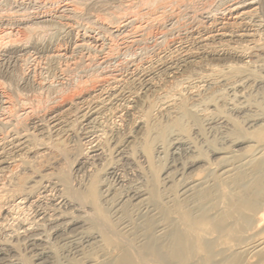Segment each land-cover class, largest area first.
I'll list each match as a JSON object with an SVG mask.
<instances>
[{"label": "bare ground", "instance_id": "obj_1", "mask_svg": "<svg viewBox=\"0 0 264 264\" xmlns=\"http://www.w3.org/2000/svg\"><path fill=\"white\" fill-rule=\"evenodd\" d=\"M14 6L0 14L3 264H60L52 236L68 264H264V0H0ZM145 40L167 43L137 62ZM131 53L84 72L92 54ZM41 91L57 95L48 110ZM120 169L141 184L111 192ZM48 187L69 212L34 208Z\"/></svg>", "mask_w": 264, "mask_h": 264}, {"label": "rangeland", "instance_id": "obj_2", "mask_svg": "<svg viewBox=\"0 0 264 264\" xmlns=\"http://www.w3.org/2000/svg\"><path fill=\"white\" fill-rule=\"evenodd\" d=\"M35 7H36V8H35ZM97 7H98V8H97ZM99 7H100V8L103 7V11H104V10H105V11L103 12L102 9H101L100 12H99V9H100ZM104 7H107V8L104 9ZM108 7H109V5L107 6V5L101 4V6H96V7L94 8V12H95V9L97 8V9H96V10H97V12H96L97 14L94 13V12H92V13L95 14V15L102 16V15H104V13L107 12V13L110 15V11H112V10L108 9ZM12 8H14V9H12ZM12 8H11V7H10L9 9L7 8V9H5V11H4L3 8H1L0 11H1V10H2V11L0 12V14L3 13V12H4L3 14H8V13H6V12H8V11H11V12H13V13H15V11L17 12V8H16L15 6L12 7ZM29 8H30V10H31V9H34V10H31V12H30V11H27V9L29 10ZM29 8H24V9H21V8H20V11H19V12H20V13H23V12H24L25 14H26V12H30V13L32 14V13H36V12H39V11H40V12L43 11V9L40 8V9H41V10H40L37 6H30ZM36 9H37L38 11H37ZM12 10H15V11H12ZM22 10H23V12H22ZM25 11H26V12H25ZM35 11H36V12H35ZM101 12H102V15H100ZM30 13H29V14H30ZM3 14H2V15H3ZM108 14H105L104 16H102V18L106 19V17H107V19H108V17H109ZM85 21L89 22L88 19H86V18H85L84 21H82V22H83L84 24H87V23H85ZM89 23H90V22H89ZM89 23H88V24H89ZM42 26H43V25H41V27H42ZM169 28H170V27H169ZM169 28H168V29H169ZM36 29H37V28H36ZM40 30H41V28H40ZM40 30L38 29V31H40ZM171 37H172V35H171ZM171 37H169V40L172 39ZM173 37H174V39L176 38V36H173ZM145 41H146V42H145ZM145 41H143L145 44H144L143 42H141L140 45H143V46L146 48V50H148V49H149V51L151 50V53H148L149 51H146L145 49H143V48H144L143 46L141 47V49L145 50L147 53H146L145 51H142L140 48H139L140 50H138V46H136L137 48H134V49L136 50V51L134 52L135 55H134L133 53H131V54H128V55H123V57L121 56L120 58H117L118 61H117L116 58H115V59H112L111 61H107V62L103 60V59H104L103 55L96 54V56L94 57L95 54H92V55L90 56V59H92V56H93V59H95V60L92 59L93 61H92V62H89V63H90L91 66H92V65H93V66L96 65V67H93V66H92V67H93V68H92L90 65H88V66L85 65V70H84V72H85L86 69L88 68L89 70L87 69L88 71H86L87 74H88L89 71H90V72H91V71L94 72L96 75H97L99 72L103 74V73H105L106 69H107V68H110V67H111L112 70L110 71V69H107V72H106V73L112 72V71L115 69V67L118 68V66H119L120 64H123V61H124V60L128 61L127 59H128L129 57H131V59L133 60V59H134V56H135V61H137V60L141 61V59H143V60H144V59H147V58H149V57L153 54V51L156 52V51L159 50L158 48H164V47L166 46V43H167V41H165V42H162V43H161L162 45H160L159 43H158V45H157V43H155V42H154L155 44H154V43L151 44V43L153 42V40H150V41H149V40H145ZM148 41H149V42H148ZM163 43H164L165 45H164ZM69 44H70V43H68L67 46H73L72 42H71L70 45H69ZM148 44H149V45H148ZM150 44H151V45H154V46H151ZM140 45H139V47H140ZM147 45L150 46L152 49H151L150 47L147 48ZM156 45H157V48H156ZM159 45H160V47H159ZM163 45H164V47H163ZM65 46H66V45H65ZM154 49H155V50H154ZM138 51H141V52H138ZM142 52H144V54H143ZM155 52H154V53H155ZM139 53H140V54H139ZM145 53H146V54H150V55H146ZM27 54H29L30 56L32 55V58H31L30 56H29V58L34 59V61L30 59L31 61H30V62L26 65V67H25L26 70H28L29 67L32 68L33 66H35V65H34V64L36 63V61H35V59H36L35 56L37 57V55H34V53H32L31 51L28 52V53H26L25 55H27ZM33 55H34V56H33ZM45 55H46V54H45ZM45 55H42V56H41L43 59H42V60L39 59V60H41L40 62H39V60H38L39 63L42 64V63L44 62V59H45L44 56H45ZM76 55H78V56L76 57V59H75L76 62H78V63H84V60H83V59H82L83 61H81V58H83V56H82L81 54H76ZM80 55H81V56H80ZM131 55H132V56L134 55V56L132 57ZM137 55H138V56H137ZM142 55H145V58H144V56L142 57ZM153 55H154V54H153ZM153 55H152V56H153ZM23 56H24V55H23ZM98 56H99V57H98ZM100 56H101V57H100ZM125 56H126V57H125ZM136 56H137V57H136ZM140 56H141V57H140ZM24 57H25V58H24ZM24 57H23V58L26 59V58L28 57V55H27V56H24ZM33 57H34V58H33ZM78 57H79L80 59H79ZM97 57H98V58H97ZM96 58H97V59H96ZM100 58H101V59H100ZM102 58H103V59H102ZM124 58H125V59H124ZM137 58H139V59H137ZM77 59H78V60H77ZM123 59H124V60H123ZM131 59H129V60H131ZM28 60H29V59H28ZM97 60H98V61H97ZM101 60H103V61H101ZM115 60H116V61H115ZM122 60H123V61H122ZM100 61H101L102 63L105 64V67H104V65H103ZM120 61H122V62H120ZM139 61H137V62H139ZM33 62H34V64H33ZM118 62L120 63L119 65L116 64V63H118ZM124 62H125V61H124ZM97 63H98V64H97ZM113 63H114V64H113ZM36 64H37V63H36ZM99 64H101L102 67L99 66ZM112 64H113V65H112ZM115 64H116V66H115ZM28 65H29V66H28ZM97 65H98V66H97ZM106 65H107V66H106ZM108 65H109V67H108ZM38 66H39V65H38ZM114 66H115V67H114ZM89 67H90L91 69H95V70H90ZM98 67H100V68H98ZM106 67H107V68H106ZM38 68H39V67H38ZM96 68H98V69H96ZM102 68H103V69H102ZM117 68H116V69H117ZM83 69H84V66H83ZM83 69H82V68L79 69L80 71H78V74L80 73V75H77V73H75L76 75H74V73H73V74H70L71 78L73 79L72 76H74V77H77V76H78L77 79L79 80L81 74H83V76H81V77H86V76H87V74H85L86 72H85V73L81 72V70L83 71ZM116 69H115V70H116ZM96 70L98 71V73H97ZM100 70H101V71H104V70H105V71H104V72H101ZM108 71H109V72H108ZM90 72H89V73H90ZM100 73H99V74H100ZM84 74H85V75H84ZM91 74H93V73H91ZM91 74H90V75H91ZM99 74H98V75H99ZM88 75H89V74H88ZM90 75H89V76H90ZM2 78H4V77H0L1 80H2ZM75 79H76V78H75ZM75 79H74V81H77V79H76V80H75ZM82 79H84V78H82ZM3 80H5V78H4ZM67 87H70V85L67 86ZM26 89H27V90H26ZM21 90H22V88H20V92H22L23 94L26 93V92L28 93L29 91H31V92H30V95H35V96L37 95V93H35V91L33 92V89H32V88L24 87V89H23L22 91H21ZM24 90H25V91H24ZM23 91H24V92H23ZM42 92H43V94H41ZM41 93L38 94L39 98H41V100H42V99L45 100L46 97H44V96L46 95V92H45V91H41ZM52 94H53V93H52ZM40 95L43 96V98L40 97ZM48 95H50V98H49L47 95H46V96L48 97L47 99H48L50 102H47L48 100L46 99L47 101H44V104H43V105H44V107H46V106L48 105L49 108H50V107L54 104V102L52 103L51 101H52L57 95H56V94H53V95L55 96V97H54V96L52 95L53 98H52L51 94H48ZM44 98H45V99H44ZM43 100H42V101H43ZM54 100H55V99H54ZM54 100H53V101H54ZM46 102H47V104H46ZM49 104H50V105H49ZM51 104H52V105H51ZM43 105H42V107H43ZM45 105H46V106H45ZM48 106L46 107L47 110L49 109ZM39 107H40V106H39ZM39 107H38V108H39ZM44 107H43V109H45V111H44L42 108H41V109H40V108H39V109L37 108V109L41 112V114H43L42 111H44V112L47 111L46 108H44ZM209 130H211V131H209ZM212 131H213V132H214V131H216V132L218 131V132H219V130H218L217 128L214 129V130H212V129H208V132H209V134H210L211 136H213V134L216 133V132L213 133ZM211 133H212V134H211ZM195 141H196L197 143H200V139H199V138L196 139V137H195ZM198 141H199V142H198ZM178 153H179V154H178V158L182 159V157H183L182 160H184V158H186L185 154H184L182 151H181V152H178ZM180 155H181L182 157H181ZM172 161H173V162H174V161H178V162H179V160H173V158H172ZM172 161H171V162H172ZM173 162H172V163H173ZM121 171H123V172H121ZM125 171H126V172H125ZM128 171H130V174L127 173ZM132 172H134V170H132ZM132 172H131V169H127V170H125V169H124V170L120 169V172H119V171L116 172L117 175H116V174L109 175V176H108V178H109L108 181H109V183H111V184H110L111 189H113V191L111 190V192H115V191L120 192V191H121L120 193H123V192H124V194H126V193H128V191H129L132 187H135V185H136V186H139V184H141V183H137V182H136L137 180H138V181L140 180V179H139V176H138L135 172H134V174H133ZM77 173H78V174H77ZM77 173H76V174L78 175V177H77V175H76V176H74V178H76V177H77L78 179H82V177L84 178V175H85V174H84L83 172H82V173H83L84 175H82L81 172H77ZM79 173H80V174H79ZM126 173H127V174H126ZM118 174H119V176H118ZM132 174H133L134 176H132ZM114 175H115V176H114ZM120 175H121V179H120ZM125 175H126V176H125ZM128 175H129V176H128ZM136 175L138 176V178L135 177ZM81 176H82V177H81ZM122 176H123V178H122ZM124 177H126V178H124ZM129 177H130L131 179H130ZM133 177H134V178H133ZM77 178H76V179H77ZM111 178H112V180H110ZM116 178H117V179H116ZM132 178H133V179H132ZM136 178H137V179H136ZM76 179H75V182H77V180H78V179H77V180H76ZM125 179H127V180H125ZM134 179H135V180H134ZM124 180H125V181H124ZM128 180H130V181H128ZM141 180H142V179H141ZM141 180H140V182H142ZM127 181H128V182H127ZM131 181L134 182V185H131V183H133V182H131ZM112 182H113V183H112ZM119 182H120V183H119ZM122 183H123V184H122ZM128 183H129V184H128ZM114 184H115V186H114ZM119 184H120V185L122 184V185H121L120 187H118ZM124 184H125L126 186H125ZM127 184H128V185H127ZM111 185H112V186H111ZM127 186H128V187H127ZM51 187H53V186H51ZM112 187H113V188H112ZM126 187H127V188H126ZM49 188H50V187L47 188V190H46L47 192L44 194V196H46L48 199H47L46 197L43 196L42 199L44 198V200H46V201L41 200V202H40L41 204H39V206L41 205L42 207H39L38 205H36L34 208H35V209L37 208V210H40V209L42 208V209L44 210V208L46 207L47 209H46V208H45V209L47 210V212H52V209L54 208V207H52V206H53L52 204H53L55 201H56V203L59 201V203H57V204L63 203V204H61V205H58V206L60 207V210H61V208H64V209L67 208L66 210H68L69 208L67 207V205L64 204V202L62 201L63 199L61 198V196L59 195L60 197H59V198L57 197V194H58V193L60 194L59 190L56 189L55 187H54L53 189H51V188L49 189ZM123 188H124V189H123ZM129 188H130V189H129ZM54 189H55V190H54ZM114 189H115V190H114ZM120 189H121V190H120ZM125 189H126V190H125ZM127 189H128V190H127ZM48 191H49L50 194H48ZM53 191H56L55 193H57V194H54ZM122 191H123V192H122ZM51 193H52V194H51ZM52 195H53V196H52ZM54 195H56V196H54ZM122 195H123V194H122ZM49 197L51 198V201H50V198H49ZM45 198H46V199H45ZM60 199H61V200H60ZM43 201H44V202H43ZM48 202H49V203H48ZM45 203H46L47 205L51 203V204H50L51 207H50V205H48V207H47V205H46ZM42 204H43V205H42ZM44 204H45V205H44ZM62 206H64V207H62ZM26 207H28V208H26ZM29 207H30V208H29ZM49 207H50V208H49ZM65 207H66V208H65ZM25 208H26V210H27V209H31V210L33 209L31 206H28L27 204H25ZM51 208H52V209H51ZM35 209H33L34 211H31V213H30V210H29V211L27 210V211H26V215L30 213V214L32 215V216H31V215H30V216H31V217H34L35 214H36V211H37V210H35ZM48 209H50L51 211L48 210ZM64 209H62L63 212L66 211V210H64ZM69 211H70V210H68V212H69ZM28 212H29V213H28ZM33 214H34V215H33ZM27 216H28V215H27ZM30 216H29V218H31ZM14 223H15V222H14ZM14 223H13V225L17 226V224H14ZM1 232H2V231H0V237L3 239V238L6 237V236H5V235L1 236V235L3 234V232H2V234H1ZM67 234L70 235L71 233H67ZM52 239H53V240H52ZM54 239L56 240V238L52 236L49 242H50V244H52L51 241H52V242L54 241L52 245H53V247L56 246L55 250H57V252H58V255H57V257H56L57 262L60 263V264H68V263H67L68 261H65V260L68 259L69 256H71V255H70L71 253L69 252V250H65V251H68V252H67L68 254L70 253L68 256H66L67 254H66V252H65L64 250H60V251H58L59 249L57 248V241L55 242ZM0 240H1V239H0ZM57 240H58V239H57ZM1 241L4 242V241H6V239L4 238V240H1ZM16 242H17L16 245H17V247H18V250L20 251V249H21L20 252H22L23 249L25 248L24 251H23L22 253L19 252L21 256L24 254V255L22 256L23 258H26L28 255H30V256H28V258H31V257L34 255L33 253H35V249H34V251L32 250V248H31V250H29V252H33L32 255H31V254L28 252V246H27L26 244L22 243V240H19V241H16ZM23 242H24V241H23ZM18 243H19V245H18ZM54 243H55V246H54ZM20 245H23L22 247H24V246H25V247L22 248ZM19 247H20V248H19ZM29 249H30V247H29ZM63 251H64V253H62ZM59 252H60V253H59ZM27 253H28V255H26ZM35 254H36V253H35ZM56 254H57V253H56ZM59 254H60V255H62V254H66V255H62V256H60ZM25 255H26V256H25ZM24 256H25V257H24ZM34 256H35V255H34ZM58 256H60L61 258L63 257L62 259L65 261V263H64V261L62 262V259H61L60 257L58 258ZM65 256H66V257H65ZM22 257H21V258H22ZM64 257H65L66 259H64ZM23 258H22V259H23ZM34 258H35V257H33L32 259L34 260ZM2 260H3V259H2ZM2 260H1V257H0V261H2ZM4 261H5V260H4ZM4 261L0 262V264H3Z\"/></svg>", "mask_w": 264, "mask_h": 264}]
</instances>
